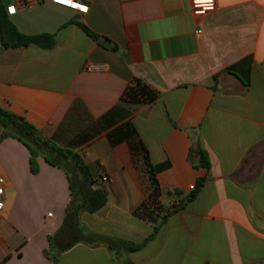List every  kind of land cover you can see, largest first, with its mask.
Returning a JSON list of instances; mask_svg holds the SVG:
<instances>
[{
	"label": "crops",
	"instance_id": "1",
	"mask_svg": "<svg viewBox=\"0 0 264 264\" xmlns=\"http://www.w3.org/2000/svg\"><path fill=\"white\" fill-rule=\"evenodd\" d=\"M77 2L87 12L44 0L9 15L0 0L21 34L55 39L7 48L0 31V107L77 154L107 203L81 215L87 239L54 263L69 172L42 153L33 172L0 124V264H264V0ZM247 57L248 86L225 72ZM136 79L154 102L123 101Z\"/></svg>",
	"mask_w": 264,
	"mask_h": 264
},
{
	"label": "trees",
	"instance_id": "2",
	"mask_svg": "<svg viewBox=\"0 0 264 264\" xmlns=\"http://www.w3.org/2000/svg\"><path fill=\"white\" fill-rule=\"evenodd\" d=\"M79 28H81L89 37L94 41L99 40V36L92 32L88 27L80 22H74ZM0 31L3 45L9 47H25L29 45H37L43 48H52L55 45L54 35L41 34L36 36H25L21 34L17 28L9 20L5 9L0 5ZM252 68V58L247 57L236 64L228 67L225 72L238 77L246 86L250 84ZM217 81V77H215ZM216 89V88H215ZM158 98L157 92L152 90L149 86L136 79L133 82L123 96V101H128L134 104H149L154 102ZM0 124L9 134L15 136L19 140L23 141L32 152L31 165L33 172H38V165L36 157L39 153L45 155L47 161L55 166H64L69 172L67 165L74 163L77 176H79L82 183H77V179H73L71 172H69V179L71 184L72 200L70 207L67 211V220H73L74 217H80L83 213L94 214L105 207L107 203V192L105 189L97 186L96 181L91 179L88 168L82 163L80 157L70 151L58 148L53 143L47 141L40 136L39 132L24 119L13 115L0 107ZM33 143L36 145L35 148ZM198 154L200 157V166L203 168H209L210 163L207 153L199 146ZM149 175L154 187V196L156 198L158 192V184L153 173V169L148 163ZM207 179H200L197 183L195 190L188 197V201H192L196 198L199 191L205 185ZM85 185H91V189H86ZM65 226L58 232L56 239L63 233ZM55 239V241H56ZM148 241V240H147ZM75 243H71L65 247H56L53 242L52 249L48 256L56 263L58 257ZM140 245H129L127 250L130 252L137 251Z\"/></svg>",
	"mask_w": 264,
	"mask_h": 264
},
{
	"label": "rangeland",
	"instance_id": "3",
	"mask_svg": "<svg viewBox=\"0 0 264 264\" xmlns=\"http://www.w3.org/2000/svg\"><path fill=\"white\" fill-rule=\"evenodd\" d=\"M33 146L35 148L36 145L33 143ZM38 149V148H37ZM67 168L69 172H71L73 179H77V183H82V180H80L79 176H77V172L74 167V163H69L67 165ZM86 189H91V185H85ZM84 214V213H83ZM81 217V216H80ZM74 217L73 220L69 219L63 233L56 239L55 246L57 247H65L71 243H75L78 241H82L87 239V230L83 227V225L80 222V218Z\"/></svg>",
	"mask_w": 264,
	"mask_h": 264
},
{
	"label": "built area",
	"instance_id": "4",
	"mask_svg": "<svg viewBox=\"0 0 264 264\" xmlns=\"http://www.w3.org/2000/svg\"><path fill=\"white\" fill-rule=\"evenodd\" d=\"M44 0H11V2H12V5L11 6H9L8 8H7V12H8V14L9 15H12V14H14L15 12H16V9H17V7H24V8H28V7H31V6H33V5H35V4H40V3H42ZM214 0H192V2L195 4V5H206V4H210V3H212ZM53 2H55L56 4H59V5H62V6H69V7H72V6H70L69 4H67V3H62V2H60V0H53ZM72 3L73 4H78V5H80L78 2H77V0H72ZM74 8H77V9H79L80 11H84V12H87V7H83V6H81L80 5V7H74ZM10 9H14V11H10ZM86 9V10H85ZM93 69H95V68H93V67H90L89 68V70H93ZM101 181L102 182H109L110 181V179H109V177H107V176H104V177H102L101 178ZM4 188H5V180H4V178H2L1 176H0V200L2 199V197L4 196ZM194 186H192L190 189L191 190H194Z\"/></svg>",
	"mask_w": 264,
	"mask_h": 264
},
{
	"label": "snow or ice",
	"instance_id": "5",
	"mask_svg": "<svg viewBox=\"0 0 264 264\" xmlns=\"http://www.w3.org/2000/svg\"><path fill=\"white\" fill-rule=\"evenodd\" d=\"M60 2H62V3H67V4H69L70 6H72V7H80V5H78V4H73L72 3V0H60ZM86 10V9H85ZM10 11H14V9H10Z\"/></svg>",
	"mask_w": 264,
	"mask_h": 264
},
{
	"label": "water",
	"instance_id": "6",
	"mask_svg": "<svg viewBox=\"0 0 264 264\" xmlns=\"http://www.w3.org/2000/svg\"><path fill=\"white\" fill-rule=\"evenodd\" d=\"M106 42H107V40L104 39V38H102V39L100 40V43H102V44H106Z\"/></svg>",
	"mask_w": 264,
	"mask_h": 264
}]
</instances>
